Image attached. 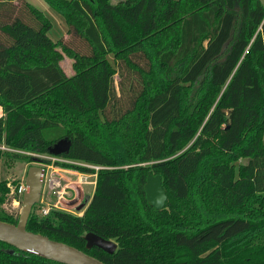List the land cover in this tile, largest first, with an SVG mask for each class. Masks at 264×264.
<instances>
[{
    "label": "trees",
    "instance_id": "16d2710c",
    "mask_svg": "<svg viewBox=\"0 0 264 264\" xmlns=\"http://www.w3.org/2000/svg\"><path fill=\"white\" fill-rule=\"evenodd\" d=\"M15 1L0 0V145L51 154L68 139L60 157L100 166L57 162L97 173L92 198L83 215L31 214L27 229L107 264H264L262 1L45 0L68 25L57 41L43 10ZM27 157L0 148V165ZM7 185L0 220L17 224ZM88 232L117 250L87 248ZM0 264L63 263L0 240Z\"/></svg>",
    "mask_w": 264,
    "mask_h": 264
},
{
    "label": "water",
    "instance_id": "95a60500",
    "mask_svg": "<svg viewBox=\"0 0 264 264\" xmlns=\"http://www.w3.org/2000/svg\"><path fill=\"white\" fill-rule=\"evenodd\" d=\"M70 147L71 142L68 139H61L50 147V153L59 156L68 152ZM45 174L46 169L44 167L31 166L29 168L19 221L17 224H14L0 220V240L20 251L63 264H107L75 246L27 229L33 207L41 198ZM145 191L148 203L151 206L156 210L165 207L168 196L163 186L161 174L148 175ZM85 239L87 248L97 246L109 253H114L118 248L116 241L103 238L94 232H88L85 235Z\"/></svg>",
    "mask_w": 264,
    "mask_h": 264
},
{
    "label": "rangeland",
    "instance_id": "374dc122",
    "mask_svg": "<svg viewBox=\"0 0 264 264\" xmlns=\"http://www.w3.org/2000/svg\"><path fill=\"white\" fill-rule=\"evenodd\" d=\"M34 4L39 9L43 10L44 13L50 18L53 23L52 28L48 32L50 37L57 41L60 38H68V25L65 20V17L58 12L56 9L51 7L45 0H27ZM112 3H117L121 0H110ZM264 6V0H261ZM20 5V0L15 1ZM110 61L114 63L113 54L109 55ZM61 66L68 76H72L75 73L73 68V59L67 55L61 61ZM118 79V77H117ZM2 115V107L0 106V116ZM264 142V135H263ZM0 148L3 150H9L12 152L13 148H9L4 145H0ZM16 152V151H15ZM31 154H26L27 159L14 161L12 165H8L4 161L0 165V181L6 180L8 182V187L10 190L7 193L6 201L1 204V208L5 209L9 213H19L22 206L23 195L20 194L19 190L22 185L26 186L28 170L31 166H40L44 167L48 170V173L51 174L54 169V175L59 177L61 181V187L65 186L67 194H65L64 198L58 199V197L53 194V192H49L48 189L42 194L40 201L33 207L32 215L38 217H44L50 214L52 209H57L56 204H58L59 208L69 210L72 213L84 211L88 206L92 195L95 190L96 176L88 177V181L90 183L85 184H76L75 181L79 179L80 171L75 169L65 167L60 165L59 163H55L50 158L52 154L48 153H39L35 151H27ZM54 156V155H53ZM56 156V155H55ZM60 157V156H58ZM57 160L58 158L55 157ZM60 157L59 162H77L69 159H65ZM51 165V167H49ZM53 165V166H52ZM86 180V178H84ZM81 207L80 209H78ZM47 210V213H46Z\"/></svg>",
    "mask_w": 264,
    "mask_h": 264
},
{
    "label": "built area",
    "instance_id": "2783aa9c",
    "mask_svg": "<svg viewBox=\"0 0 264 264\" xmlns=\"http://www.w3.org/2000/svg\"><path fill=\"white\" fill-rule=\"evenodd\" d=\"M12 151L21 152V153H24V154H31L30 152H27V151H24V150L12 149ZM55 157H57L58 159L55 160L56 159ZM50 158L54 161V164L56 162H59V161H66V160H60V157L55 156V155L54 156L52 155V157H50ZM75 164H79V165H82V166H85V167L93 168L95 170H99L100 169V166L89 164V163H85V162L77 161V162H75ZM49 167H51V165ZM77 171H80V170H77ZM54 172H55V169H54V171L51 174H49L48 170L46 169V174H45L43 188H42V194L45 192L46 189H48L49 192H53V194H55L58 197V199H61V198L65 197L64 195L67 194V191H66L65 186L60 188L61 185H62L61 184L62 180H60L59 177L55 176ZM78 175H80V177H79V179H77L75 181L76 184L90 183L91 181H88V179H87L88 177H92V176H96L97 177V173L96 172H88V171H80V173H78ZM84 178H86V180H84ZM94 183L96 184V180L94 181ZM25 190H26V186L22 185L20 190H19L20 194L23 195ZM42 194H41V196H42ZM56 207L58 209H62V208H59L58 204H56ZM62 210H65V209H62ZM67 211H69V210H67ZM46 213H47V210H46ZM83 213H84V211L75 212V214H78V215H83Z\"/></svg>",
    "mask_w": 264,
    "mask_h": 264
},
{
    "label": "crops",
    "instance_id": "0c3cea01",
    "mask_svg": "<svg viewBox=\"0 0 264 264\" xmlns=\"http://www.w3.org/2000/svg\"><path fill=\"white\" fill-rule=\"evenodd\" d=\"M2 115H4L3 108H2ZM2 115H1V116H2ZM95 186H96V184H95ZM94 191H95V190H94Z\"/></svg>",
    "mask_w": 264,
    "mask_h": 264
}]
</instances>
